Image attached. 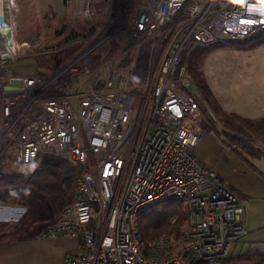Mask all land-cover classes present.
I'll return each mask as SVG.
<instances>
[{
  "label": "built area",
  "instance_id": "1",
  "mask_svg": "<svg viewBox=\"0 0 264 264\" xmlns=\"http://www.w3.org/2000/svg\"><path fill=\"white\" fill-rule=\"evenodd\" d=\"M133 28V47L100 62L90 55L81 64L71 60L23 111L16 113L26 102L22 95L32 100L47 79L21 76L18 91H5L1 115L7 124L13 118L16 129L0 149V167L27 165L43 154L80 166L72 202L41 234L81 237L65 264H225L247 236L246 204L196 154L205 127L186 58L196 45L264 29V0H150ZM0 29L9 32L4 43L0 35L1 66L19 47L8 24ZM160 41L164 48L148 79L135 84L123 58ZM14 77L20 76L11 74L7 84ZM169 201L182 204L185 222L177 236L159 235L145 246L139 212Z\"/></svg>",
  "mask_w": 264,
  "mask_h": 264
},
{
  "label": "trees",
  "instance_id": "2",
  "mask_svg": "<svg viewBox=\"0 0 264 264\" xmlns=\"http://www.w3.org/2000/svg\"><path fill=\"white\" fill-rule=\"evenodd\" d=\"M64 2L68 7L69 0H64ZM107 2L108 0H95L88 3L91 8L90 15L92 18L94 17L93 20L90 17L91 20L85 17L82 24L76 30H72L64 42H70L80 35L79 29L89 36L102 26L105 21ZM63 18H69L66 11ZM64 26L67 28L66 25ZM136 43L137 41L131 37L127 39L125 45L123 44L124 46L114 41L111 50L122 48L124 51ZM262 43H264V29L243 39H221L213 43L196 45L186 58L188 73L224 128L221 131L217 128L207 108H202L207 118L206 122L201 121L203 126L214 131L225 145L234 149L254 169L256 167L251 163L249 157L264 158V117H245L224 110L207 83L202 71V63L206 55L213 49H249ZM81 46L82 42L72 43L62 50L37 57L36 60L39 64L58 69ZM160 50V45L147 42L123 58L122 64L129 68L135 84L144 83L148 79L151 65L158 58ZM101 58L102 55L98 52L94 56V61L100 62ZM253 141L259 142L263 149L255 146ZM22 166L21 169H15L8 173L0 172V202L18 203L26 207L25 213L14 229H6L8 224L0 221V246L40 237L50 225L57 221L64 207L72 202L75 184L81 172L80 166L70 159L51 154L40 155L34 162ZM165 204L168 206L159 213L150 214L148 211ZM138 217L139 219L140 217L149 219L148 223L141 220L138 222L145 246H148V243L159 235L174 234L177 236L185 222L183 206L176 201L144 207ZM248 254L245 258H250L249 264H264V253L255 251ZM225 264L237 263L235 259L227 258Z\"/></svg>",
  "mask_w": 264,
  "mask_h": 264
},
{
  "label": "rangeland",
  "instance_id": "3",
  "mask_svg": "<svg viewBox=\"0 0 264 264\" xmlns=\"http://www.w3.org/2000/svg\"><path fill=\"white\" fill-rule=\"evenodd\" d=\"M94 1L95 0H76V2L74 1V6L70 5L65 8L64 0H7L3 4V13L6 19L5 22L1 24H8L13 29L15 34L14 39H16L18 47L21 46V48L19 47L18 55H16L12 61H8L0 66V149L5 146L6 140L16 129V125L14 128L10 127L13 123V118L10 119L7 124L8 119L3 118L1 115V109L6 103L4 87L5 85H8L7 82L11 74L14 76L27 77L36 73L47 79L45 85L38 86L36 90H34L32 93V100H30L29 95H22V97L26 99V102H23L19 106L16 111V113H18L19 111L27 109L29 103H34V99L37 96L45 95L47 93V87H51L56 83L54 81L58 80L56 76L58 73L57 71L61 70L62 73H66L67 71H65V68L70 62L73 61L74 63L81 64L82 59L87 55L95 56L96 53L99 52L102 55L101 59H103L123 51L122 48L111 50L113 48L112 42L116 41L121 45H125V42L130 37L131 39H135L137 34L134 32L133 28L134 19L143 8L148 7L150 4V0H108L105 8V21L102 26L98 27L97 30L89 36H86L82 32L83 30L79 29L81 32L80 35L75 39L70 40V42H64L70 32L76 30L78 26L82 24L85 17H90L93 20L94 17L92 18L90 15L91 8L88 3ZM69 2L71 3V0H69ZM65 11L69 17L67 19L62 17ZM66 22L67 24H65ZM64 25H66L67 28H65ZM8 33L9 32H7V34ZM7 34L0 29L3 43L8 38ZM77 42H82V46L76 51L77 53L72 55L66 63L59 67L60 69L58 68L59 70L49 68L41 63L39 64L36 60L37 57L62 50L72 43ZM3 43H1L0 46H2ZM164 44V41L158 43V45L161 46V50L159 51L158 58L154 64L160 58ZM234 51L235 48H216L206 55L204 59L205 61L202 63V71H204V76L211 90L226 91L224 88L227 81H229L230 84H238V81L245 79L241 78L242 74L239 70L240 63L236 60ZM83 66L84 64H82L81 67ZM233 86L234 85L229 88H233ZM195 95L200 103H202V108H207L210 111L219 130H223V125L218 121L214 111L209 107L202 92L198 88ZM201 121H207L204 110ZM253 144L259 148L263 147L256 141H253ZM262 160H264V158H262ZM22 167L23 166L20 164L8 161L1 165L0 172L8 173L15 169H21ZM167 206L168 205L166 204L156 206L148 211L150 214H156L161 212L162 209ZM25 211L26 207L21 204L0 202V221H4L8 224L6 229L12 230L15 228ZM139 220L144 223H148L149 221V219L145 217H140V219L138 217V222ZM150 244L151 242L148 243V245ZM228 258L235 259L237 264L250 263L248 261L250 258L247 259L242 254L232 256L229 254ZM231 262L232 261L230 260V263Z\"/></svg>",
  "mask_w": 264,
  "mask_h": 264
},
{
  "label": "crops",
  "instance_id": "4",
  "mask_svg": "<svg viewBox=\"0 0 264 264\" xmlns=\"http://www.w3.org/2000/svg\"><path fill=\"white\" fill-rule=\"evenodd\" d=\"M74 1L71 0L68 7L74 6ZM234 54L240 63L241 78L245 79L238 81V84L227 81L226 91H212L224 110L245 117H264V43L249 49L235 48ZM232 85L233 88H229ZM196 154L229 186L237 189L245 201L247 236L231 247L230 255L242 254L246 257L249 252L264 253V160L250 156L257 170L254 169L234 149L225 145L214 131L207 128L199 139ZM81 244L79 236H40L7 244L0 246V264H65V256L76 251Z\"/></svg>",
  "mask_w": 264,
  "mask_h": 264
},
{
  "label": "water",
  "instance_id": "5",
  "mask_svg": "<svg viewBox=\"0 0 264 264\" xmlns=\"http://www.w3.org/2000/svg\"><path fill=\"white\" fill-rule=\"evenodd\" d=\"M5 15L3 13V11H0V23H4L5 22ZM23 84V78L22 77H14L11 79L10 81V84L8 85H5V91L7 93H11V92H14V91H18L20 86H22ZM190 89L193 90V91H197V87L195 85L194 82L190 83L189 85Z\"/></svg>",
  "mask_w": 264,
  "mask_h": 264
},
{
  "label": "bare ground",
  "instance_id": "6",
  "mask_svg": "<svg viewBox=\"0 0 264 264\" xmlns=\"http://www.w3.org/2000/svg\"><path fill=\"white\" fill-rule=\"evenodd\" d=\"M5 1H7V0H0V11H3V4L5 3ZM125 8V7H124ZM10 12V11H9ZM118 14H120V13H118ZM120 16V15H119ZM10 18H11V16H10ZM9 23V22H8ZM11 23H12V21H11ZM10 23V24H11ZM2 24L0 23V26H1ZM13 25V24H12ZM16 38V37H15ZM7 42V41H6ZM8 42H10V41H8ZM20 48H21V46H19ZM41 88V87H40ZM32 95V94H31ZM34 95H36V94H34ZM24 96V95H23ZM26 97V96H25ZM36 97V96H35ZM27 98V97H26ZM28 99V98H27ZM23 111V110H22Z\"/></svg>",
  "mask_w": 264,
  "mask_h": 264
}]
</instances>
